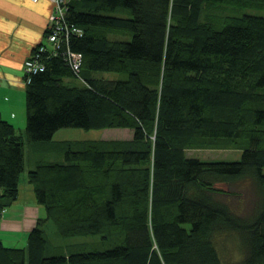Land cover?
Returning a JSON list of instances; mask_svg holds the SVG:
<instances>
[{
  "label": "trees",
  "instance_id": "obj_1",
  "mask_svg": "<svg viewBox=\"0 0 264 264\" xmlns=\"http://www.w3.org/2000/svg\"><path fill=\"white\" fill-rule=\"evenodd\" d=\"M64 21L82 33L29 76L25 131L55 156L30 176L70 242L55 253L39 224L26 248L0 241V264H264V0H69ZM69 51L82 54L78 70ZM66 127L129 128L138 146L54 140ZM229 145L240 159L186 152ZM24 149L0 114V217L19 193ZM249 186L247 211L228 191Z\"/></svg>",
  "mask_w": 264,
  "mask_h": 264
},
{
  "label": "crops",
  "instance_id": "obj_2",
  "mask_svg": "<svg viewBox=\"0 0 264 264\" xmlns=\"http://www.w3.org/2000/svg\"><path fill=\"white\" fill-rule=\"evenodd\" d=\"M54 8L52 0H0V114L25 141L19 193L2 209L0 217V241L10 248L28 247L29 235L37 225L46 230L52 225L46 220V208L37 199L30 173L41 159L54 160L55 156L34 150L26 140L25 63L46 39Z\"/></svg>",
  "mask_w": 264,
  "mask_h": 264
},
{
  "label": "rangeland",
  "instance_id": "obj_3",
  "mask_svg": "<svg viewBox=\"0 0 264 264\" xmlns=\"http://www.w3.org/2000/svg\"><path fill=\"white\" fill-rule=\"evenodd\" d=\"M45 41V40H44ZM98 75H103L105 77L110 78H122L125 76L123 73L119 72H104L98 73ZM73 84H83L82 80H73ZM23 125V124H22ZM25 126H22V129ZM19 129V128H18ZM54 138H67V140L72 141L73 145H85L86 142H95L103 146H111V147H119L125 146L127 144H131L132 147L138 146V144L133 142V130L129 128H98V129H84L78 127H66L61 128L54 135ZM189 156H195L201 158L203 160H237L241 158L242 149L234 146H222V147H202V148H188L186 150ZM50 153V152H47ZM60 154L56 153V156ZM221 186H224L222 184ZM238 187H234L233 191H228L233 202H237V200L241 199L244 201V210L249 211L252 206V201L250 202L248 196H252L251 198L256 199L254 195V190L249 186L245 191L240 190ZM243 192V194H242ZM247 193V197H246ZM253 193V194H252ZM53 225V224H52ZM48 225L47 231L51 240V249H55V253H62L63 248H61V244H68L70 242L69 239L63 238L59 233H56V228L54 225ZM98 237H83V247L85 246H106L107 244H102L98 241ZM72 241V240H71ZM87 241L88 244H85ZM57 243V244H55ZM238 243L235 240H231L227 242V258L229 260L239 259L241 257L240 250L237 246ZM63 249V250H62ZM67 249V248H66Z\"/></svg>",
  "mask_w": 264,
  "mask_h": 264
},
{
  "label": "built area",
  "instance_id": "obj_4",
  "mask_svg": "<svg viewBox=\"0 0 264 264\" xmlns=\"http://www.w3.org/2000/svg\"><path fill=\"white\" fill-rule=\"evenodd\" d=\"M55 4V8L51 15L49 28L47 30L46 39L36 46L33 54L27 59L25 63V74L27 82H29V76L32 73L38 72L45 68L44 63L41 60L43 54L47 51L57 54L59 47L61 46V38L65 36L69 37L70 32L82 33V29L77 26L70 25L65 20V14L69 0H52ZM69 58L73 67L79 69L82 62V54L78 52L69 51Z\"/></svg>",
  "mask_w": 264,
  "mask_h": 264
}]
</instances>
